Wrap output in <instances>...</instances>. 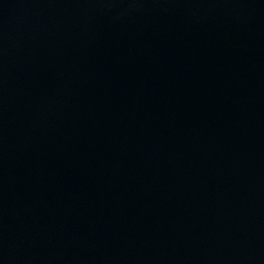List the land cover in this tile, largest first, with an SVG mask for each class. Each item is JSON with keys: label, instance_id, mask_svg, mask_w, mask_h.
Wrapping results in <instances>:
<instances>
[{"label": "water", "instance_id": "95a60500", "mask_svg": "<svg viewBox=\"0 0 264 264\" xmlns=\"http://www.w3.org/2000/svg\"><path fill=\"white\" fill-rule=\"evenodd\" d=\"M0 264H264V0H0Z\"/></svg>", "mask_w": 264, "mask_h": 264}]
</instances>
